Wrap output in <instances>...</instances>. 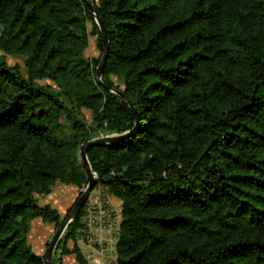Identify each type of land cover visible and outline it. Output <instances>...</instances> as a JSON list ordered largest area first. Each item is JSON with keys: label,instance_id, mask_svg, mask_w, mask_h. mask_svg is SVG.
Instances as JSON below:
<instances>
[{"label": "trees", "instance_id": "obj_1", "mask_svg": "<svg viewBox=\"0 0 264 264\" xmlns=\"http://www.w3.org/2000/svg\"><path fill=\"white\" fill-rule=\"evenodd\" d=\"M87 1L101 79L136 114L95 80ZM99 133L122 136L86 153L121 201L115 264H264V0H0V264H46L31 222L72 206L37 196L88 182ZM79 227L54 264H88Z\"/></svg>", "mask_w": 264, "mask_h": 264}, {"label": "built area", "instance_id": "obj_2", "mask_svg": "<svg viewBox=\"0 0 264 264\" xmlns=\"http://www.w3.org/2000/svg\"><path fill=\"white\" fill-rule=\"evenodd\" d=\"M85 185L79 187V194L85 189ZM79 214L80 227L76 241L77 244L80 242L90 249L82 252L85 260L95 264H115L121 209L118 211L113 206L107 188L102 185L93 187ZM94 253H98L95 258ZM111 253L115 254L114 260L109 258Z\"/></svg>", "mask_w": 264, "mask_h": 264}, {"label": "water", "instance_id": "obj_3", "mask_svg": "<svg viewBox=\"0 0 264 264\" xmlns=\"http://www.w3.org/2000/svg\"><path fill=\"white\" fill-rule=\"evenodd\" d=\"M87 5H88L90 11L94 15V21L97 24L99 31L101 33V37H102V54H101L99 63L97 65L95 73H94L95 80L97 81V83H99L100 85H102L106 89L110 90L111 92L118 94L121 98H123L127 102V104L129 105V107L131 108L133 113L136 114V110H135L134 106L131 104V102L129 101V99H127L120 90L114 88L113 86L106 84L101 79V75L103 72V68H104V64H105V60H106V55H107V34H106L105 27L103 25V22H102L101 18L99 17V15L96 11L95 5L93 3H90L89 1H87ZM121 137H122L121 135L103 136L101 134L100 137L92 138V139L82 143V145L79 149L78 155H79V159H80V161H81V163H82V165H83V167L87 173L88 182L85 185V189L77 196L76 200L74 201L66 219L61 223V225L58 227V229L56 230V232L52 236L51 240L49 241L48 247H47V250L45 253V259H44L46 264H54L53 259H52V255L54 253V250H55L58 242L60 241V239H61L65 229L67 228L68 224L79 214L83 204L85 203V201L89 195L90 190L93 188L96 180L98 179V175L91 169V166H90L88 158H87L86 153H87L88 147L93 146V145H99L102 143H108V142L116 141Z\"/></svg>", "mask_w": 264, "mask_h": 264}, {"label": "rangeland", "instance_id": "obj_4", "mask_svg": "<svg viewBox=\"0 0 264 264\" xmlns=\"http://www.w3.org/2000/svg\"><path fill=\"white\" fill-rule=\"evenodd\" d=\"M89 27H90V24L88 25ZM85 57L87 58V59H92V58H95V57H98L99 55H100V51L98 50V48H97V45H96V36L95 35H91L90 37H89V45H88V47H87V49L85 50ZM7 61L10 63V64H13V63H15V62H17V63H22L21 62V59L20 58H14V57H10V56H8L7 57ZM114 80H115V78H114ZM43 82H48V81H43ZM49 83V82H48ZM83 112H84V114H85V117H86V120L87 121H90V119H91V112L90 111H88V110H83ZM101 136V134L99 133V134H97L95 137H93V138H96V137H100ZM79 159V158H78ZM79 162L81 163V161H80V159H79ZM63 187V188H68V189H72L73 187H75L74 185H72V184H70V185H68V184H64V183H61V182H56L55 183V185H54V187H53V190H52V192L50 193V194H48V195H46V196H37L38 197V202L40 203V204H44L45 202L47 203V202H51L52 204H55L54 202H56V201H59V200H61L63 197H65L66 195H65V193H60L59 191H58V187ZM79 194V193H78ZM111 201H112V204H113V206L119 211L120 209H121V201H120V199H118V198H116V197H114V196H112L111 195ZM52 206V205H51ZM63 215H65V213L63 214ZM38 223H40V220H38V219H36V220H34V222H33V230L32 231H34V230H37L38 229V227H39V224ZM44 223V222H43ZM58 229V227H55L54 226V228L49 232V234H48V236H47V238L45 239V241H44V245H42V248L41 247H37V246H35L33 243H32V240H30V239H28L29 240V243L30 244H33V245H31V247H32V250L34 251V252H36V250H38L41 254H45L46 253V250H47V247H48V243H49V241L51 240V238H52V236L54 235V233L56 232V230ZM31 231V235H32V232ZM30 235V236H31ZM68 244L69 245H72L73 243L71 242V241H69L68 242ZM35 246V247H34ZM79 246L82 248V252H86V251H88V250H90L87 246H85L84 244H82V243H80L79 242ZM55 251V250H54ZM37 253V252H36ZM37 254H39V253H37ZM55 253H53V255H52V259H53V261H54V258H55V255H54ZM98 255V253H94V258L96 257ZM56 256H58V251H57V253H56ZM103 257V256H102ZM109 258L111 259V260H114L115 259V254L114 253H111L110 255H109ZM90 263L91 264H95V263H93V261H90ZM111 264H113V262L111 263Z\"/></svg>", "mask_w": 264, "mask_h": 264}, {"label": "crops", "instance_id": "obj_5", "mask_svg": "<svg viewBox=\"0 0 264 264\" xmlns=\"http://www.w3.org/2000/svg\"><path fill=\"white\" fill-rule=\"evenodd\" d=\"M57 189L60 193H65L66 196L63 197L61 200L54 202L55 204H52L51 202H47V203L45 202L44 204L49 203L50 205H52V207L57 209L59 211V213L63 216L64 213L65 214L67 213L69 207L73 205L74 201L76 200L77 196L79 195L78 194L79 187L75 186L72 189L58 187ZM36 219L40 220V223H38L39 227L37 230L32 231L33 230V222ZM34 220H32V222H31V228L29 231L28 239L32 240V243L35 246L42 248V245H44L45 239L47 238L49 232L54 228V225L49 224V223H45V222L43 223V221L40 218H35ZM31 231L33 232L32 235H31ZM33 244H31V245H33ZM78 246H79V244H78ZM80 249H81V251H83L81 247H80ZM36 252L41 254L38 250H36ZM61 263L62 264H78L72 254L63 255ZM88 264H91L90 261L88 262Z\"/></svg>", "mask_w": 264, "mask_h": 264}]
</instances>
